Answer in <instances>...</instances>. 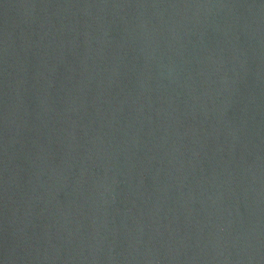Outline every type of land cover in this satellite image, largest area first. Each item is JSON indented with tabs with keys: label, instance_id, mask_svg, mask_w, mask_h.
<instances>
[{
	"label": "water",
	"instance_id": "95a60500",
	"mask_svg": "<svg viewBox=\"0 0 264 264\" xmlns=\"http://www.w3.org/2000/svg\"><path fill=\"white\" fill-rule=\"evenodd\" d=\"M0 264H264V0H0Z\"/></svg>",
	"mask_w": 264,
	"mask_h": 264
}]
</instances>
